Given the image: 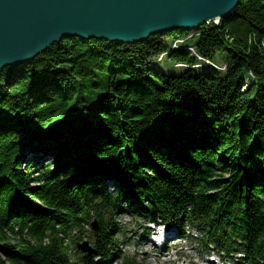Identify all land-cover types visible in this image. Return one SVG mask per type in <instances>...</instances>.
<instances>
[{
	"label": "trees",
	"instance_id": "obj_1",
	"mask_svg": "<svg viewBox=\"0 0 264 264\" xmlns=\"http://www.w3.org/2000/svg\"><path fill=\"white\" fill-rule=\"evenodd\" d=\"M125 211L264 264V0L138 42L64 38L0 69V264H104Z\"/></svg>",
	"mask_w": 264,
	"mask_h": 264
},
{
	"label": "water",
	"instance_id": "obj_2",
	"mask_svg": "<svg viewBox=\"0 0 264 264\" xmlns=\"http://www.w3.org/2000/svg\"><path fill=\"white\" fill-rule=\"evenodd\" d=\"M240 0H0V69L25 64L64 38L131 43L223 19ZM97 229L96 222L92 223ZM92 251L88 242L78 244Z\"/></svg>",
	"mask_w": 264,
	"mask_h": 264
},
{
	"label": "rangeland",
	"instance_id": "obj_3",
	"mask_svg": "<svg viewBox=\"0 0 264 264\" xmlns=\"http://www.w3.org/2000/svg\"><path fill=\"white\" fill-rule=\"evenodd\" d=\"M215 23H219L220 19L215 18ZM193 36H190L191 38ZM184 41H176L174 42V46L184 45L186 42ZM192 49L191 47H188ZM223 53H220L216 58V61H220L223 58ZM161 56L158 60H162L161 62L155 61V65L158 68H161L165 71L170 73H176L179 70L186 68L187 65L183 64L182 62H175L174 60ZM203 64L198 65L201 67ZM205 65V64H204ZM225 67V66H223ZM221 66V68H223ZM197 73H200L203 69L198 68L195 69ZM40 160V154L36 152H30L27 164L30 161ZM41 161H43L41 159ZM45 162V161H44ZM46 161L45 163H47ZM55 167H57L55 165ZM108 183V190L111 193H115L116 189L112 181H107ZM119 224L121 226V235L122 239L118 242L113 248L112 251L115 252L114 258L111 261L106 262L105 264H118L124 256H134L138 262L141 264H190L194 262L196 264H210L211 260L206 257V252L200 246L199 241L197 238V234L192 239L183 238L178 241H175L177 246L173 247H161V245H157L153 238L148 236L146 218L141 216L140 214H131L130 212H121L118 216ZM88 228H91L89 225ZM174 230L176 237H183L189 230L192 233L196 232V229L191 225L187 224L181 229L178 227L172 228ZM184 232V233H183ZM147 235L148 237H146ZM184 240V241H182ZM174 244V243H172ZM170 245V244H168ZM236 259V258H235ZM237 260V259H236ZM210 261V262H209Z\"/></svg>",
	"mask_w": 264,
	"mask_h": 264
},
{
	"label": "bare ground",
	"instance_id": "obj_4",
	"mask_svg": "<svg viewBox=\"0 0 264 264\" xmlns=\"http://www.w3.org/2000/svg\"><path fill=\"white\" fill-rule=\"evenodd\" d=\"M213 20H215V19H213ZM213 20H210L209 22H211V21H213ZM209 22H207L208 24H209ZM35 59V58H34Z\"/></svg>",
	"mask_w": 264,
	"mask_h": 264
}]
</instances>
